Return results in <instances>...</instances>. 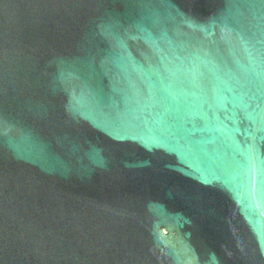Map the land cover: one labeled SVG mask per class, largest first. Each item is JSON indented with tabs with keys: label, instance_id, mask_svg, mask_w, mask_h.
Returning <instances> with one entry per match:
<instances>
[{
	"label": "water",
	"instance_id": "obj_1",
	"mask_svg": "<svg viewBox=\"0 0 264 264\" xmlns=\"http://www.w3.org/2000/svg\"><path fill=\"white\" fill-rule=\"evenodd\" d=\"M0 264H264V0H0Z\"/></svg>",
	"mask_w": 264,
	"mask_h": 264
}]
</instances>
